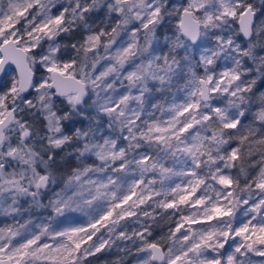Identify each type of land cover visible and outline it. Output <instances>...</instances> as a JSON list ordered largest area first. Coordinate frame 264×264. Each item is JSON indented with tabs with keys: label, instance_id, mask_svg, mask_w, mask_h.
I'll list each match as a JSON object with an SVG mask.
<instances>
[{
	"label": "snow or ice",
	"instance_id": "snow-or-ice-1",
	"mask_svg": "<svg viewBox=\"0 0 264 264\" xmlns=\"http://www.w3.org/2000/svg\"><path fill=\"white\" fill-rule=\"evenodd\" d=\"M171 20L161 45L158 30ZM210 34L214 46L194 63L192 46ZM221 57L231 66L217 74L210 66ZM181 78L179 103L146 107L147 94ZM258 81L264 10L249 0H0V215L53 213L38 232L30 219L0 228V264H93L113 247L123 254L113 264L129 255L134 264H264L254 259L264 258ZM173 177L183 180L167 185ZM94 202L86 225L53 227ZM181 206L189 212L175 228L149 239L157 216ZM241 210L249 219L237 227ZM132 217L139 228L129 233L121 221Z\"/></svg>",
	"mask_w": 264,
	"mask_h": 264
},
{
	"label": "rangeland",
	"instance_id": "rangeland-1",
	"mask_svg": "<svg viewBox=\"0 0 264 264\" xmlns=\"http://www.w3.org/2000/svg\"><path fill=\"white\" fill-rule=\"evenodd\" d=\"M175 3H181L183 2V0H174ZM102 15V14H101ZM176 24V20H171L166 22L165 26L162 27L160 30H158V35L160 36V44L163 45L164 41H163V36L165 34L167 35H171L172 31L174 30ZM233 27H235V25H233ZM63 42H66L64 40H62ZM214 46V41H212L211 39V34L209 36L208 39L206 40H202L199 41V43L197 45H193L191 48V53H192V57H193V62L195 63V61H197L199 59V55L201 53V51H203V49L205 47H213ZM164 51H167V48L165 47L163 49ZM72 55H74V53H70ZM180 55H183V51L181 50ZM65 59H67V55L64 56ZM103 63V62H102ZM231 66V61L230 60H226L225 58L221 57L219 58L215 65L210 66L213 68V70L219 74L220 72L224 71L225 69H227L228 67ZM129 66L126 65V68H128ZM197 72L201 75H203V69L202 67L197 68L196 69ZM11 74V71H9ZM9 77H6V79H8ZM186 78H181L178 80H174L172 87L170 88V90L165 91L163 93L160 92H156L153 91L149 94H147V99H148V104L146 105V107L151 110V104L153 103H161L165 106V108H167L171 103L176 102L179 103L183 97H184V92L182 90H180L182 88V85L185 83ZM150 87L152 86L151 82H150ZM117 87V92L118 94H123L125 92V89L123 87L120 86L119 83H117L116 85ZM215 103V102H214ZM156 116L163 119V120H167L169 118L168 113L165 111V113L163 115H161V113L159 111L156 112ZM77 127H79L80 125L77 124ZM71 127V125L69 126ZM142 152H150L151 149H148L147 147L142 148L141 149ZM73 162V166L75 165V161ZM89 163H91V160L89 161ZM165 166L167 167H172L173 166V161L170 159L168 161L165 162ZM176 168L179 169L180 165L176 164ZM109 175H112L113 178H117V176H121L123 177V174H113V173H108ZM148 179L153 178V174H148ZM92 179H106L105 174H96L92 176ZM128 182H131L132 177L129 175L127 177ZM158 176H157V180H158ZM183 180V178L181 177H173L172 181H166L167 185H170L172 187L175 186L176 183H181ZM63 187V185H59L56 190L59 191L60 188ZM157 189H159V183H157L156 185ZM71 194V193H69ZM87 198V197H86ZM133 199H135V197H133ZM154 199H161V197H155ZM45 203H47V200L45 201ZM100 204L104 207L107 208L108 204L104 201H100ZM96 207V202H94L93 207L92 208H84L82 211H71V212H66L64 216L58 217L56 219L55 222H53V227H57L58 229H64V228H70V227H78V226H82V225H86L88 220L90 219V216L93 213L94 208ZM184 208V210L186 211V214H188L189 210L185 207V206H181ZM142 208H147V210L151 211V207L144 205L142 206ZM174 210L169 209L168 212L169 213H173ZM177 212V213H176ZM175 214L177 215L178 213L181 214V212L176 211ZM53 215V213L51 212V209H36L31 211L30 213H24L23 215H19L16 216L15 219H13V217L11 216H3L0 215V228H4L6 226H10V225H15L17 221H19V223H24L26 220H31L32 223L28 226L29 227V231H39V228L37 227V225H42L44 223L48 222V217ZM181 216V215H180ZM180 216L177 217V221L180 219ZM247 219H249V217H244L243 216V210L238 211L237 212V216H236V220L234 221V226H239L241 222H245ZM141 220L143 221L144 218L141 217ZM213 224L216 223L215 220L211 221ZM121 225L129 232L131 233L133 230H136L139 228V224L136 223V218L132 217V218H128L124 221H121ZM196 225H193V228H195ZM99 227V225H98ZM197 229V228H196ZM119 230V229H118ZM104 229H101L100 233H97V236H100L102 233H104ZM179 235V234H178ZM96 237H93V240H95ZM238 239V238H237ZM44 242H48V243H52L51 240H47V238H45ZM121 247H123L126 242H117ZM231 245H232V241H229V244L225 246V249L222 251H230L231 250ZM118 249L116 247H113L110 251H106V252H102V253H98L96 258H89L93 260V264H100L98 263V260L105 258V257H109L111 254L113 253H117ZM254 259H256L257 261L264 259V258H260V257H254ZM132 264H134V260L132 262Z\"/></svg>",
	"mask_w": 264,
	"mask_h": 264
},
{
	"label": "trees",
	"instance_id": "trees-1",
	"mask_svg": "<svg viewBox=\"0 0 264 264\" xmlns=\"http://www.w3.org/2000/svg\"><path fill=\"white\" fill-rule=\"evenodd\" d=\"M249 2L253 3L258 9H261V10H264V3H261V0H249ZM69 38L68 37H63L62 40L64 41H67ZM6 79V77H5ZM256 89L258 91H264V82H260L258 81L257 85H256ZM252 120V116L251 114L248 115V119H246L244 121V123H249L250 121ZM258 126V125H257ZM73 164V162H72ZM254 174V173H253ZM46 201V200H45ZM157 213H160L161 210L160 209H156ZM167 213L163 219H161V217L158 215L157 216V221L158 223L157 224H154L153 225V235L152 237H149V239H159L161 236H166L167 232H168V229L171 227V228H175V224L177 222V217L182 215V214H186V211L184 210L183 213H178L177 215H171V218L169 219V215L171 213L168 212L167 210ZM177 213V212H176ZM212 223V222H210ZM213 224V223H212ZM208 225L207 224H197L195 226V229H199L201 227H207ZM128 242H126L127 244ZM129 247H131L130 244H128ZM167 248V244L165 245V249ZM134 251V249H133ZM121 256H123L122 253H113L111 254L109 257H105V258H102L100 260H98V263L100 264H113L114 261H116L118 258H120ZM124 260L126 261V264H132L133 260H134V257L129 255V256H125L123 257Z\"/></svg>",
	"mask_w": 264,
	"mask_h": 264
},
{
	"label": "water",
	"instance_id": "water-1",
	"mask_svg": "<svg viewBox=\"0 0 264 264\" xmlns=\"http://www.w3.org/2000/svg\"><path fill=\"white\" fill-rule=\"evenodd\" d=\"M198 43H199V41L197 42V44H198ZM197 44H196V45H197ZM9 71H11V69H10Z\"/></svg>",
	"mask_w": 264,
	"mask_h": 264
}]
</instances>
